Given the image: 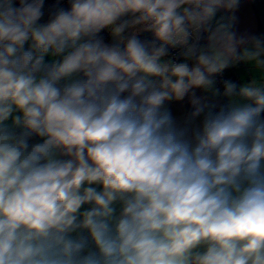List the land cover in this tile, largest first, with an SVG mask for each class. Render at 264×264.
Instances as JSON below:
<instances>
[{
  "label": "clouds",
  "instance_id": "1",
  "mask_svg": "<svg viewBox=\"0 0 264 264\" xmlns=\"http://www.w3.org/2000/svg\"><path fill=\"white\" fill-rule=\"evenodd\" d=\"M239 3L69 0L41 24L44 0H0V264H264V38L231 31ZM240 62L258 75L193 127L192 90ZM190 92L181 126L164 105Z\"/></svg>",
  "mask_w": 264,
  "mask_h": 264
},
{
  "label": "crops",
  "instance_id": "2",
  "mask_svg": "<svg viewBox=\"0 0 264 264\" xmlns=\"http://www.w3.org/2000/svg\"><path fill=\"white\" fill-rule=\"evenodd\" d=\"M227 15L228 14L223 12L218 13L217 20H219L221 16ZM231 15L234 17L231 31L235 33L237 38H264V0H240L238 8ZM144 33L146 32L140 33V39H145V37H141ZM205 43L206 41L201 46ZM26 45L25 49H27ZM239 50L240 49H238V51ZM45 60L48 62V57H46ZM225 72L229 76L230 81L236 83L237 85L248 82L254 76L258 75L251 64H246L244 62L237 63L234 66H229L225 69ZM214 87L218 89L216 81ZM192 92L195 93V98L200 99L201 103L208 106L205 109V113H202L201 116L195 119L192 125L193 127L202 123L204 115L207 111L211 110L213 112H217L221 107H224L228 103V98L223 96V92H220V90V95L216 96H213L211 92H205L200 88L193 89ZM192 99L193 96L190 92L183 100H171L165 102L164 107L171 112L172 117L178 125L182 126L188 114L193 110L191 103ZM261 118L264 119V113H261ZM32 139L39 141V138L37 137H33Z\"/></svg>",
  "mask_w": 264,
  "mask_h": 264
},
{
  "label": "built area",
  "instance_id": "3",
  "mask_svg": "<svg viewBox=\"0 0 264 264\" xmlns=\"http://www.w3.org/2000/svg\"><path fill=\"white\" fill-rule=\"evenodd\" d=\"M68 4H69V0H44V7H43L42 11L45 14V13H47L53 9L61 8V7H64ZM147 33H148L149 38L154 39V37L151 33H149V32H147ZM206 36H207V33L202 32L200 34V39H199V41H197L198 45L201 46L206 41ZM182 51L183 50L179 49V48H169V50H168L169 55L171 57H173L174 59H176L177 62H180L183 59V57L181 55ZM214 79L217 83V86H218V89L220 90V92L224 91V83L226 81H230V78L227 75V73L225 72V70H223L222 73L215 75ZM35 142H40V141H37V140L30 141V143H35Z\"/></svg>",
  "mask_w": 264,
  "mask_h": 264
},
{
  "label": "trees",
  "instance_id": "4",
  "mask_svg": "<svg viewBox=\"0 0 264 264\" xmlns=\"http://www.w3.org/2000/svg\"><path fill=\"white\" fill-rule=\"evenodd\" d=\"M17 3H18V0H17ZM69 7H70V5L68 4V5H66V6H64V7H61V8H64L65 10H67ZM57 9H58V8H57ZM55 10H56V9H53V10H51V11L45 13V14L42 16L41 20H49L51 14H52ZM99 36H100L101 38H103L105 42H107V43H112L111 41H109L108 39H106V37H105L102 33H100ZM141 40H143V41H152L153 39H151V38H145V39H141ZM26 48H28V45H26ZM26 50H27V49H26ZM33 140H34V139H31L30 141H33ZM37 141H38V140H37Z\"/></svg>",
  "mask_w": 264,
  "mask_h": 264
},
{
  "label": "rangeland",
  "instance_id": "5",
  "mask_svg": "<svg viewBox=\"0 0 264 264\" xmlns=\"http://www.w3.org/2000/svg\"><path fill=\"white\" fill-rule=\"evenodd\" d=\"M47 21L48 20H40L39 23L43 24V23H46ZM101 33L106 37V39H108L109 41L113 42L112 41V37H111V35H110V33H109V31L107 29L102 30ZM139 37H140V34H139ZM141 37L147 38L148 37V33L146 32V33L142 34Z\"/></svg>",
  "mask_w": 264,
  "mask_h": 264
}]
</instances>
